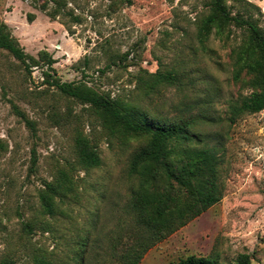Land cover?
I'll return each instance as SVG.
<instances>
[{
	"label": "rangeland",
	"instance_id": "obj_1",
	"mask_svg": "<svg viewBox=\"0 0 264 264\" xmlns=\"http://www.w3.org/2000/svg\"><path fill=\"white\" fill-rule=\"evenodd\" d=\"M62 1L63 14L51 18V0L47 10L35 7L44 0H0V22L24 51L36 59L46 51L56 60L52 69L41 62L26 70L0 49V260L33 264V250L57 254L72 236L92 237V205H101L100 234L113 229V204L125 201L131 184L129 160L146 143L110 137L88 105L46 83L48 72L63 82H84L149 118H193L200 146L216 149L221 200L153 246L140 264H175L189 255L237 264L241 254L250 264H264V110L233 123L227 119L229 102L251 92L232 81L230 50L242 30L232 26L229 40L212 31L202 45L203 0ZM246 1L253 5L227 0L226 6L233 15L251 16L264 31V0ZM157 70L176 71L177 82L142 95L138 79ZM75 129L87 135L102 163L88 172L74 170L80 202L64 205L65 217L45 218L51 229L44 231L38 191L75 161ZM101 180L94 192L91 186Z\"/></svg>",
	"mask_w": 264,
	"mask_h": 264
},
{
	"label": "trees",
	"instance_id": "obj_2",
	"mask_svg": "<svg viewBox=\"0 0 264 264\" xmlns=\"http://www.w3.org/2000/svg\"><path fill=\"white\" fill-rule=\"evenodd\" d=\"M226 1L203 0L207 12L201 19L197 35L204 45L212 31L220 39L229 40L232 26L242 30L241 41L230 50L232 81L251 92L229 102L227 119L233 123L244 114L264 110V31L251 16L233 15ZM237 1L253 5L246 0ZM51 2L54 6L48 15L51 18L62 15L63 1ZM48 3L49 0H44L35 7L47 10ZM33 18L32 13L27 15L29 21ZM73 19L78 21V18ZM0 49L8 51L26 70L41 62L52 69L56 62L46 51H40L38 59L27 54L3 22H0ZM145 73L147 77L138 79L137 83L144 96L156 93L161 85L177 82L174 70ZM44 74L46 83L60 94L88 105L110 137L120 140L144 138L146 143L138 147L129 160L127 176L131 184L125 201L113 204L114 214L117 212L114 228L100 234L105 225L101 221V205H92L94 210H88L90 222L94 223L92 237L89 233L72 236L57 254L33 250L30 257L33 264H140L153 246L221 200L220 158L215 148L200 146L201 139L193 132L197 124L193 118H149L134 111L133 105L98 92L84 82H63L48 72ZM19 115L31 130L35 129L34 122L22 113ZM73 148L75 161L59 168L53 179L44 182L38 191L44 231L51 229L45 218L65 217L69 209L64 205L80 202L74 170L80 168L88 172L102 163L96 147L81 130L74 131ZM32 161L35 163L34 157ZM101 182L103 180L91 186L94 192ZM24 226L26 232L31 233L32 224L27 222ZM236 262L250 264L249 256L241 254ZM0 264L13 262L3 259ZM175 264H218V261L189 255Z\"/></svg>",
	"mask_w": 264,
	"mask_h": 264
}]
</instances>
